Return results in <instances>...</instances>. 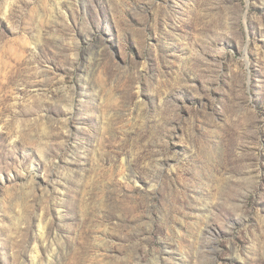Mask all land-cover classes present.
Wrapping results in <instances>:
<instances>
[{
  "label": "rangeland",
  "instance_id": "374dc122",
  "mask_svg": "<svg viewBox=\"0 0 264 264\" xmlns=\"http://www.w3.org/2000/svg\"><path fill=\"white\" fill-rule=\"evenodd\" d=\"M0 264H264V0H0Z\"/></svg>",
  "mask_w": 264,
  "mask_h": 264
}]
</instances>
